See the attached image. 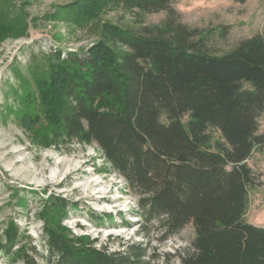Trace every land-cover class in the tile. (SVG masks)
Returning <instances> with one entry per match:
<instances>
[{
  "label": "trees",
  "instance_id": "16d2710c",
  "mask_svg": "<svg viewBox=\"0 0 264 264\" xmlns=\"http://www.w3.org/2000/svg\"><path fill=\"white\" fill-rule=\"evenodd\" d=\"M175 1L74 0L56 9L50 18L74 27L113 7L165 12L166 19L141 32L104 24L86 51L31 56L15 67L17 84L5 90L12 107L4 110L46 146L95 145L135 197V215L156 223L161 241L191 225L190 247L160 261L140 243L95 247L56 225L68 204L54 199L43 229L46 263L175 264V257L177 264H264V228L244 220L248 191L262 184L248 160L264 150V30L211 55L208 34L180 23ZM6 30L13 29L1 26L0 39ZM16 238L6 234L7 256L36 264Z\"/></svg>",
  "mask_w": 264,
  "mask_h": 264
},
{
  "label": "rangeland",
  "instance_id": "374dc122",
  "mask_svg": "<svg viewBox=\"0 0 264 264\" xmlns=\"http://www.w3.org/2000/svg\"><path fill=\"white\" fill-rule=\"evenodd\" d=\"M72 1L0 0V29L3 25L13 29L0 39V264H21L7 256L4 243L10 233H15L16 243L25 246L36 264H55L45 262L43 237L54 199L68 204L56 223L68 234L88 236L95 247L110 252L140 243L147 255L158 256L160 261L190 247L194 238L191 225L161 241L159 226L153 222L147 225L135 215V197L126 192L123 179L105 163L95 145L71 140L46 146L5 113L7 106L12 107L5 90L17 84L15 67L28 65L31 56L54 49L63 54L86 51L99 40L104 24L141 32L142 28L161 26L166 19L165 12L144 14L114 7L83 27L50 18ZM172 7L180 23L208 34L206 50L211 55H223L264 30V0H176ZM23 20L26 27L18 29ZM186 120L183 117V122ZM258 123V133H264V112ZM208 132L213 140L220 139L216 130ZM248 164L261 174L262 184L248 191L244 220L264 228V150L255 149ZM177 262L175 257L170 260Z\"/></svg>",
  "mask_w": 264,
  "mask_h": 264
}]
</instances>
